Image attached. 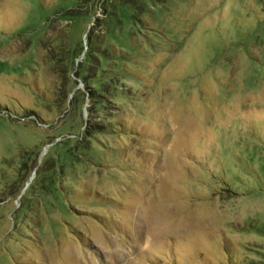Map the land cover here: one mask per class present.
I'll return each mask as SVG.
<instances>
[{
    "label": "rangeland",
    "instance_id": "obj_1",
    "mask_svg": "<svg viewBox=\"0 0 264 264\" xmlns=\"http://www.w3.org/2000/svg\"><path fill=\"white\" fill-rule=\"evenodd\" d=\"M0 264H264V0H0Z\"/></svg>",
    "mask_w": 264,
    "mask_h": 264
},
{
    "label": "trees",
    "instance_id": "obj_2",
    "mask_svg": "<svg viewBox=\"0 0 264 264\" xmlns=\"http://www.w3.org/2000/svg\"><path fill=\"white\" fill-rule=\"evenodd\" d=\"M99 86H101V85L99 84Z\"/></svg>",
    "mask_w": 264,
    "mask_h": 264
}]
</instances>
